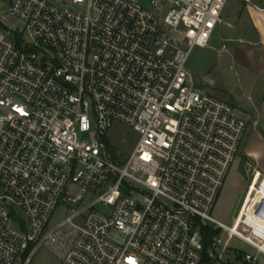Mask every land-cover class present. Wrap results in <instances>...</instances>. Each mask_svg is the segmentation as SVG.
<instances>
[{
	"label": "built area",
	"instance_id": "1",
	"mask_svg": "<svg viewBox=\"0 0 264 264\" xmlns=\"http://www.w3.org/2000/svg\"><path fill=\"white\" fill-rule=\"evenodd\" d=\"M7 1L23 30L0 19V264L29 244L58 264H201L223 232L256 264L259 241L211 214L247 120L186 67L228 0ZM114 121L139 135L121 163ZM60 204L71 212L49 225ZM204 227L220 230L207 248Z\"/></svg>",
	"mask_w": 264,
	"mask_h": 264
},
{
	"label": "rangeland",
	"instance_id": "2",
	"mask_svg": "<svg viewBox=\"0 0 264 264\" xmlns=\"http://www.w3.org/2000/svg\"><path fill=\"white\" fill-rule=\"evenodd\" d=\"M247 1L249 0H228L225 4L226 10H230L233 4L239 6ZM139 2L148 10L158 11L151 5L150 0H139ZM8 6L7 0H0V19L7 25L22 31V24L9 15ZM24 35L27 37L26 32ZM240 42L236 47L237 50L242 48L240 46L245 41L241 39ZM229 43L228 40L214 37L205 47H193L186 67L193 74L199 88L220 99L224 98L233 105L236 114L247 120V127L237 154L239 158L236 157L232 163L211 213L217 220L232 226L247 183L251 179L249 169L256 168L264 173V101L260 98V94L264 95L262 92L264 77L257 74L259 70L257 67L247 68L242 61L233 56L229 49L225 50L222 47L223 44L229 45ZM255 59H258V54H255ZM257 119H259L258 125ZM138 137V133L131 127L118 121L113 122L105 141L116 163L125 160L134 148ZM246 151L256 155L258 160L252 155H243ZM70 191L75 194L78 187L72 186ZM98 191L97 188L87 187V192L83 194L84 198L80 204L88 203ZM70 212V206L60 204L50 218L49 225L55 224ZM8 227L15 229V222L10 223ZM218 233L220 234V230ZM221 240L216 251L217 257L210 261L205 260L202 264H246L243 260L244 251L255 253L250 245L226 232L221 233ZM26 255L25 252L20 253L13 264H25ZM27 264H58V260L46 246H38L29 254ZM258 264H264V255L260 256Z\"/></svg>",
	"mask_w": 264,
	"mask_h": 264
},
{
	"label": "crops",
	"instance_id": "3",
	"mask_svg": "<svg viewBox=\"0 0 264 264\" xmlns=\"http://www.w3.org/2000/svg\"><path fill=\"white\" fill-rule=\"evenodd\" d=\"M226 7L222 11L221 22L215 28L210 41L214 37L228 40L229 45L223 44L222 47L225 50L229 49L233 56L242 61L247 68L255 69L257 67L259 69L257 74L264 77V0H249L239 6L233 4V9L230 10H226ZM241 39L245 42L240 46L242 48L237 50L236 47L238 43H241ZM255 54H258V59H255ZM262 87V92H264V80ZM260 98L264 101L263 93L260 94ZM257 121L258 125L259 119ZM243 155H252L258 160L256 155L248 151ZM234 223L250 231V238L259 241L264 249V173L257 171L253 184L250 180L247 183L233 220ZM248 252L244 251V253ZM260 256L256 264H258Z\"/></svg>",
	"mask_w": 264,
	"mask_h": 264
},
{
	"label": "trees",
	"instance_id": "4",
	"mask_svg": "<svg viewBox=\"0 0 264 264\" xmlns=\"http://www.w3.org/2000/svg\"><path fill=\"white\" fill-rule=\"evenodd\" d=\"M14 219L16 221H20V219L17 216H14ZM263 230H264V228H263ZM203 231H204V241L203 242H204L205 248H207L208 246L211 245L212 237L215 234H218L219 230H212L210 227H204L203 228ZM31 249H32V244H29L28 247H27V249L25 250V253H27V255H28L30 253ZM205 260L210 261L208 258H206Z\"/></svg>",
	"mask_w": 264,
	"mask_h": 264
}]
</instances>
